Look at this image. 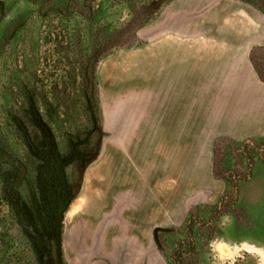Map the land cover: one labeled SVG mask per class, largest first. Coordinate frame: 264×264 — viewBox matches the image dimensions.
<instances>
[{"label":"crops","instance_id":"crops-1","mask_svg":"<svg viewBox=\"0 0 264 264\" xmlns=\"http://www.w3.org/2000/svg\"><path fill=\"white\" fill-rule=\"evenodd\" d=\"M137 38L138 49L97 71L109 152L87 169L73 212L89 264H167L158 240L227 193L216 143L264 140V78L252 59L264 49L260 10L173 0Z\"/></svg>","mask_w":264,"mask_h":264},{"label":"rangeland","instance_id":"rangeland-1","mask_svg":"<svg viewBox=\"0 0 264 264\" xmlns=\"http://www.w3.org/2000/svg\"><path fill=\"white\" fill-rule=\"evenodd\" d=\"M162 1L132 0L126 3V0H94L95 7L100 5L103 11L101 18L93 21L91 14L81 5L82 0H0V134L10 137L6 134L10 117L23 105L18 97V81L31 78L36 81L38 110L61 135L69 127L67 102L76 103L78 111L81 109V52L84 55L91 49L87 25L95 36L98 32L110 36L114 30L146 22ZM144 5H149L150 10L139 15ZM89 20L92 22L88 24ZM78 35L86 37V42L77 47ZM140 46L119 48L104 61L129 56ZM252 59L264 78V49L253 52ZM109 65L107 62L102 67L106 91L107 77L112 69ZM102 120L105 132L106 125ZM101 143L99 156L107 155L109 148L104 135ZM216 145L214 170L219 178L226 181L227 193L211 209H202L201 215L196 213V220L191 219L179 230L158 240L167 264H218L209 249V241L217 238L228 243L249 240L264 246V140L257 143L221 141ZM17 150L15 148L14 151ZM127 150L119 145L114 153L129 157L132 152ZM99 156L81 173L77 194L64 217L62 248L69 264L91 262V257L80 251L82 246L77 236L79 219L73 212L81 202L79 196L85 173ZM1 204L0 188V220L6 210L1 209ZM12 246L10 254L3 255L0 264H15V261L12 263L15 254L20 261L25 259L22 242L15 241ZM177 252L183 257L177 258ZM237 264H256V259L244 254Z\"/></svg>","mask_w":264,"mask_h":264},{"label":"flooded vegetation","instance_id":"flooded-vegetation-1","mask_svg":"<svg viewBox=\"0 0 264 264\" xmlns=\"http://www.w3.org/2000/svg\"><path fill=\"white\" fill-rule=\"evenodd\" d=\"M28 119L12 114L10 137L0 134L1 209H6L0 220V259L21 241L25 259L15 254L12 263L46 264L48 239L51 264H69L62 248L64 217L91 154L82 140L58 135L36 106L30 107Z\"/></svg>","mask_w":264,"mask_h":264},{"label":"trees","instance_id":"trees-1","mask_svg":"<svg viewBox=\"0 0 264 264\" xmlns=\"http://www.w3.org/2000/svg\"><path fill=\"white\" fill-rule=\"evenodd\" d=\"M74 1V0H72ZM132 0H126V3H130ZM173 0H164L158 4V8L154 9L151 16L148 17V20L141 24H131L126 28L121 30H114L112 35L105 36L103 33L98 32V34L93 35L92 30H90V25H87L88 35L87 39L91 45L89 52H81V63H80V78H81V90H82V101L80 103V111H78L76 103L67 102V121L69 122V127L65 131H62L61 136L66 140H72L77 142L82 140L85 142L88 151L91 156L90 159L86 162L84 170L94 162V160L99 156L101 151V139L103 137V118H102V108L100 103V94H99V81L97 70L100 62L106 57L112 55L114 52L118 51L119 48H126L128 45H140L137 38L138 31L155 20V18L161 13V11L169 5ZM244 1L261 12L264 13V0H241ZM71 2V1H70ZM69 2V3H70ZM94 0H82L81 5L85 8L88 14H91V18L94 21L97 18H101V12L103 8L100 5L95 7ZM149 5H144L142 11L139 15H142L149 9ZM151 8V5H150ZM150 10V9H149ZM92 22V21H91ZM90 20L88 24L91 23ZM90 30V31H89ZM135 38V39H134ZM73 39H76L74 36ZM78 45H84L86 42V37L83 35H78L77 37ZM134 39L135 42L132 40ZM134 43V44H133ZM132 47V46H131ZM130 47V48H131ZM128 49V48H127ZM256 51V50H255ZM253 51V52H255ZM258 70V69H257ZM259 74L261 75L260 71ZM262 77V75H261ZM35 79L28 78V81H18L19 94L18 97L23 102V105L20 106L18 111L15 113V117H18V120L28 121L29 109L31 106H36L38 109V93L35 87ZM14 115V114H13ZM83 122V124H82ZM82 124V125H81ZM229 141V139H221L217 142ZM217 147V145H216ZM86 150V149H85ZM216 153V149H215ZM216 166V164H215ZM215 175L217 176L216 172ZM177 258H182L180 252L176 253Z\"/></svg>","mask_w":264,"mask_h":264},{"label":"clouds","instance_id":"clouds-1","mask_svg":"<svg viewBox=\"0 0 264 264\" xmlns=\"http://www.w3.org/2000/svg\"><path fill=\"white\" fill-rule=\"evenodd\" d=\"M209 249L218 264H237L238 259H243L244 254L256 259V264H264V246H258L249 240L239 243H228L222 238L209 241Z\"/></svg>","mask_w":264,"mask_h":264},{"label":"water","instance_id":"water-1","mask_svg":"<svg viewBox=\"0 0 264 264\" xmlns=\"http://www.w3.org/2000/svg\"><path fill=\"white\" fill-rule=\"evenodd\" d=\"M103 135L106 136L107 134L104 132ZM8 159H10V158L8 157ZM11 161H12V159H11ZM15 164L19 165V163H17V162H15ZM45 241H46L47 247L44 251V258H45L46 264H51L50 259H49L50 244H49L48 239H46Z\"/></svg>","mask_w":264,"mask_h":264}]
</instances>
